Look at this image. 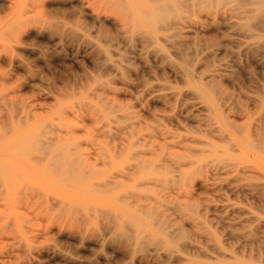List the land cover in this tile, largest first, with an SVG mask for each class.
<instances>
[{
    "label": "rangeland",
    "instance_id": "374dc122",
    "mask_svg": "<svg viewBox=\"0 0 264 264\" xmlns=\"http://www.w3.org/2000/svg\"><path fill=\"white\" fill-rule=\"evenodd\" d=\"M248 1L0 0V264H264Z\"/></svg>",
    "mask_w": 264,
    "mask_h": 264
},
{
    "label": "bare ground",
    "instance_id": "6f19581e",
    "mask_svg": "<svg viewBox=\"0 0 264 264\" xmlns=\"http://www.w3.org/2000/svg\"><path fill=\"white\" fill-rule=\"evenodd\" d=\"M233 1V0H232ZM243 1H247V2H249L248 0H243ZM253 2H255V3H258L259 2V0H252ZM241 2V1H240ZM138 5V4H137ZM135 7H137V6H135ZM173 7V6H172ZM157 10V9H156ZM149 12V11H148ZM138 13V12H137ZM145 13H147V12H145ZM261 13V12H260ZM154 14V13H153ZM153 17H154V15H153ZM257 18H261V16L260 15H258L257 16ZM263 20V19H262ZM261 20V21H262ZM258 21H260V19H258ZM258 23V22H257ZM256 23V24H257ZM264 23V22H263ZM259 25H260V22H259ZM259 144V143H258ZM23 151H24V149H23ZM57 160V159H56ZM59 164V163H58ZM60 165V164H59ZM59 167V166H58ZM69 167V166H68ZM8 169V168H7ZM56 171V170H55Z\"/></svg>",
    "mask_w": 264,
    "mask_h": 264
}]
</instances>
